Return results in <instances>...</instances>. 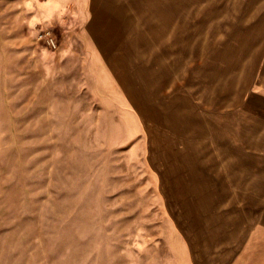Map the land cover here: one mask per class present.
Masks as SVG:
<instances>
[{"label":"rangeland","instance_id":"rangeland-1","mask_svg":"<svg viewBox=\"0 0 264 264\" xmlns=\"http://www.w3.org/2000/svg\"><path fill=\"white\" fill-rule=\"evenodd\" d=\"M0 264H264V0H0Z\"/></svg>","mask_w":264,"mask_h":264},{"label":"built area","instance_id":"built-area-1","mask_svg":"<svg viewBox=\"0 0 264 264\" xmlns=\"http://www.w3.org/2000/svg\"><path fill=\"white\" fill-rule=\"evenodd\" d=\"M49 42H50L51 44L55 45V42H54L53 38H49Z\"/></svg>","mask_w":264,"mask_h":264}]
</instances>
